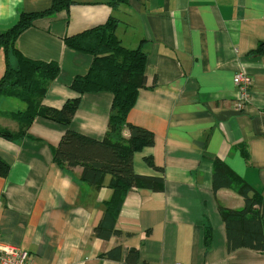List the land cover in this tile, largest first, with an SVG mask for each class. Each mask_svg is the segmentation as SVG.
Masks as SVG:
<instances>
[{"label": "crops", "instance_id": "crops-1", "mask_svg": "<svg viewBox=\"0 0 264 264\" xmlns=\"http://www.w3.org/2000/svg\"><path fill=\"white\" fill-rule=\"evenodd\" d=\"M52 1L0 0V33L21 13L45 11ZM110 17L118 21L115 34L122 46L147 56L146 85L127 122L151 132L154 144L133 155V172L162 177L164 190H130L115 220L119 235L95 237L112 195L111 177L95 188L81 181V167L62 170L53 150L65 128L36 118L20 140L0 137V159L9 167L0 177V242L27 251L31 264H122L129 250L138 252V264H264L261 252L227 253L218 206L236 210L244 203L232 190H212L219 160L264 193V0H128L115 10L102 1L39 19L15 47L28 59L59 66L43 106L60 109L79 97L69 85L92 63L90 56L69 50L64 38ZM4 69L0 50V78ZM239 72L252 83L240 110L233 83ZM111 103L107 92L82 95L71 129L101 140ZM25 108L1 97L0 129L17 132L12 115ZM123 136L129 137L128 130ZM206 227L212 234L208 249ZM115 248L119 258L107 257Z\"/></svg>", "mask_w": 264, "mask_h": 264}, {"label": "trees", "instance_id": "trees-1", "mask_svg": "<svg viewBox=\"0 0 264 264\" xmlns=\"http://www.w3.org/2000/svg\"><path fill=\"white\" fill-rule=\"evenodd\" d=\"M102 1H106V4L115 10L128 0H53L45 11L21 13L15 25L0 33V50L3 52L5 63L0 78V98H13L26 106L24 111L12 115L19 124L18 131L0 129V137L8 141L20 140L36 118L63 126L65 131L58 146L53 150V162L62 170L81 167V181L95 188L102 186L106 175L111 177L109 188L112 195L105 205L103 218L93 231L95 237L106 240L112 235H119L115 229V220L130 190H164L162 177L136 175L132 166L133 155L154 144V135L151 132L127 122V116L135 106L139 90L146 85L147 56L140 48L128 49L122 46L115 34L118 21L113 17L103 25L64 38L69 50L90 56L92 63L86 74L74 77L69 85L79 97L67 100L60 109H52L43 106L42 99L49 83L59 74L58 64L28 59L15 47L17 38L34 27L39 19L68 12L74 4H96ZM102 92L112 95L104 137L96 140L73 131L70 125L81 96ZM124 130H128V138L123 136ZM146 163L156 169L151 159H147ZM8 171V165L0 159V177H6ZM220 189L234 191L244 203L241 209L236 210L218 206V213L225 228L227 253L239 249L264 253V193L254 191L224 163L216 160L212 174L213 193ZM211 244V229L206 227L205 248H210ZM116 251L119 253L120 249L111 250L107 257L119 258L114 254ZM138 261V252L129 250L122 264H138Z\"/></svg>", "mask_w": 264, "mask_h": 264}, {"label": "built area", "instance_id": "built-area-1", "mask_svg": "<svg viewBox=\"0 0 264 264\" xmlns=\"http://www.w3.org/2000/svg\"><path fill=\"white\" fill-rule=\"evenodd\" d=\"M233 83L240 95L236 105V108L240 110L243 109L248 102L252 84L251 79L245 73L239 72L234 75ZM0 264H31V262L27 251L0 242Z\"/></svg>", "mask_w": 264, "mask_h": 264}]
</instances>
